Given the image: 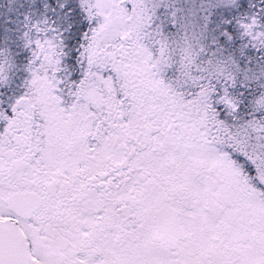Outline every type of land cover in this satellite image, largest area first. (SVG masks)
Masks as SVG:
<instances>
[{
  "label": "snow or ice",
  "instance_id": "1",
  "mask_svg": "<svg viewBox=\"0 0 264 264\" xmlns=\"http://www.w3.org/2000/svg\"><path fill=\"white\" fill-rule=\"evenodd\" d=\"M0 264H264V0H0Z\"/></svg>",
  "mask_w": 264,
  "mask_h": 264
}]
</instances>
